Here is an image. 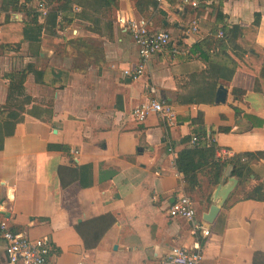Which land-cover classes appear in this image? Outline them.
I'll return each instance as SVG.
<instances>
[{
	"label": "crops",
	"instance_id": "obj_1",
	"mask_svg": "<svg viewBox=\"0 0 264 264\" xmlns=\"http://www.w3.org/2000/svg\"><path fill=\"white\" fill-rule=\"evenodd\" d=\"M193 1L198 7L166 1L149 11L151 30L169 32L172 47L153 57L137 81L123 76L138 61L137 47L116 23L118 13L142 17L133 0L102 8V21L114 24L111 34L92 33L78 21L79 29L66 30V36L98 40L91 44L98 52L90 50L93 63L85 69L74 67L71 49L49 34L39 46L26 42L19 52L0 48V111L8 100L9 72L30 68L25 91L31 98L15 135L6 138L0 131V211L9 215L0 222L31 240L44 239L50 264H158L173 248L192 250L197 243L202 264H264V198L243 199L252 184L238 185L209 224L203 215L217 203L218 187L200 175L192 199L175 166L178 154L193 145L186 139L196 137L192 120L199 113L208 135L230 130L214 137L219 158L264 152V79L257 85L245 71L232 75L229 52L254 58L245 53L244 39H231L222 49L218 37L224 25L247 28L261 14L257 44L264 49V0ZM1 5L0 0V23L27 19ZM147 85L173 107L174 125L157 114L136 120L133 111L151 98ZM220 86L228 90L224 105L215 104ZM234 89L246 93L235 97ZM254 169L257 184L264 185V158ZM105 172L116 175L102 182ZM184 195L195 203L209 237L192 236L188 221L169 216ZM0 264H9L4 243Z\"/></svg>",
	"mask_w": 264,
	"mask_h": 264
},
{
	"label": "trees",
	"instance_id": "obj_2",
	"mask_svg": "<svg viewBox=\"0 0 264 264\" xmlns=\"http://www.w3.org/2000/svg\"><path fill=\"white\" fill-rule=\"evenodd\" d=\"M137 12L144 18H148L151 9H157L159 3L155 0H133ZM179 0H167L171 5H175ZM38 0H1L3 10L13 12H24L27 19L24 21H5L0 23V48L19 52L24 43L39 46L46 34L52 35L60 46H64L71 51L82 53L87 66L93 63L89 54L90 50L98 52L90 43L82 38H67L65 32L72 27L76 21L81 20L86 23L87 30L99 34L114 31V24L110 19L103 22L101 19L102 8L112 9L117 0H46L50 10L46 21H40V13L37 8ZM80 9V12L77 10ZM61 16L60 20L58 17ZM261 14H257L254 23L247 27L224 25L219 28L223 37L219 38V46L222 48L231 39H244L245 53H248L254 62L245 59L243 54H233L229 52L231 62H234L232 75L237 71H245L258 81L264 79V49L257 44V36L261 25ZM103 24L105 27L103 28ZM223 49V48H222ZM222 52V50H221ZM40 55V52H39ZM30 68L25 71H13L4 75L9 80L8 100L0 111V131L6 138L15 135L17 126L24 121V114L31 104V98L26 96L25 83L28 78ZM65 80L67 77L64 78ZM67 82H61L60 86L65 87ZM246 91L234 89L233 96L240 97ZM23 100L20 98L24 97ZM168 104V103H167ZM170 105V104H169ZM238 113V112H237ZM192 125L197 127L195 136L199 138L197 144L183 150L178 154L175 161L176 170L183 176L186 192L192 196L201 187L200 175H204L212 188H216L225 183L226 172L231 169V176L239 180V187L251 185V190L243 196V199L261 200L264 198V185L257 184L259 177L256 174L254 165L264 158V152L241 153L228 159L218 157L221 150L214 142L217 133L230 131L220 128L218 131L212 130L208 135L204 121V115L199 113L192 120ZM192 138H187L191 142ZM234 196V195H233ZM13 231V230H12Z\"/></svg>",
	"mask_w": 264,
	"mask_h": 264
},
{
	"label": "built area",
	"instance_id": "obj_3",
	"mask_svg": "<svg viewBox=\"0 0 264 264\" xmlns=\"http://www.w3.org/2000/svg\"><path fill=\"white\" fill-rule=\"evenodd\" d=\"M159 4L166 3L167 0H155ZM184 4L198 7V3L193 0H182ZM37 8L40 13V21L44 23L50 12L46 0H38ZM61 16L58 17L60 20ZM116 23L119 28L126 32L133 40L138 50V61L132 66L124 69L123 76L129 80L137 81L141 79L146 71L150 60L157 54L171 48L172 38L169 32H153L151 22L144 17L127 16L118 13ZM219 38L223 37L220 32ZM174 54L179 53L178 46L172 49ZM146 90L151 94L147 103L141 105L133 111V115L138 122H144L149 115L157 114L164 122L174 125L176 113L173 107L157 97V90L150 85ZM199 138L193 137L192 144H197ZM223 156L228 158L229 151H223ZM78 154V152H76ZM171 218H182L192 225L191 235L194 237L207 238L211 231L202 222L197 220V208L193 200L184 195L180 197L168 210ZM0 243L5 244V253L9 264H50L49 256L51 248L44 239L31 240L12 231L7 221L0 222ZM204 252L200 244L191 250L187 248L175 247L158 264H202Z\"/></svg>",
	"mask_w": 264,
	"mask_h": 264
},
{
	"label": "water",
	"instance_id": "obj_4",
	"mask_svg": "<svg viewBox=\"0 0 264 264\" xmlns=\"http://www.w3.org/2000/svg\"><path fill=\"white\" fill-rule=\"evenodd\" d=\"M227 100H228V90L224 86H220L216 94L215 104L224 105L227 103ZM115 175L116 173L114 172H105L102 174L100 181L105 182L112 180ZM228 176H229L228 182L226 184L222 183L221 185H219L213 195L214 200L217 203L212 205L209 212L203 215V220L209 224L214 223L221 209L225 206L229 197L239 185V180L232 177L231 172L228 174ZM1 216L5 218H9V215H7L5 212L2 211H0V217Z\"/></svg>",
	"mask_w": 264,
	"mask_h": 264
},
{
	"label": "rangeland",
	"instance_id": "obj_5",
	"mask_svg": "<svg viewBox=\"0 0 264 264\" xmlns=\"http://www.w3.org/2000/svg\"><path fill=\"white\" fill-rule=\"evenodd\" d=\"M77 24H79V25H83V26H85V28H87L86 26V23H84V22H82L81 20H78V23ZM76 28H78L79 29V27L78 26H76V25H74V26H72L71 27V30L73 29H76ZM69 32H67V38H70V39H72V38H74L76 35L75 34H73V32H70L69 34H68ZM88 41V43H90V44H92V45H98V40H93V39H87ZM58 50V49H57ZM70 54V56L71 57H73L74 59H73V66L74 67H78V68H80V69H85V68H87L88 66H87V63H86V61L84 60L85 58H84V56H80L79 54H77L76 52H74V51H70L69 53H68V55ZM190 196V195H189ZM191 197V196H190ZM195 197V194H193L192 195V199H195L194 198Z\"/></svg>",
	"mask_w": 264,
	"mask_h": 264
}]
</instances>
